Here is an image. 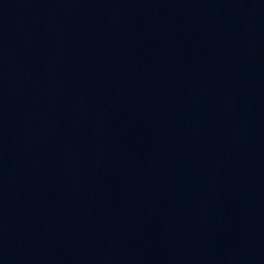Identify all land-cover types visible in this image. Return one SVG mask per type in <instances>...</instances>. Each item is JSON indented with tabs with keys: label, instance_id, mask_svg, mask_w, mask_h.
Here are the masks:
<instances>
[{
	"label": "water",
	"instance_id": "1",
	"mask_svg": "<svg viewBox=\"0 0 264 264\" xmlns=\"http://www.w3.org/2000/svg\"><path fill=\"white\" fill-rule=\"evenodd\" d=\"M0 264H264V0H0Z\"/></svg>",
	"mask_w": 264,
	"mask_h": 264
}]
</instances>
